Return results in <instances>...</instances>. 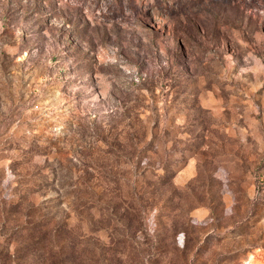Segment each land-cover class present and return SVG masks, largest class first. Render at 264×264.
<instances>
[{
  "label": "rangeland",
  "instance_id": "1",
  "mask_svg": "<svg viewBox=\"0 0 264 264\" xmlns=\"http://www.w3.org/2000/svg\"><path fill=\"white\" fill-rule=\"evenodd\" d=\"M0 264H264V0H0Z\"/></svg>",
  "mask_w": 264,
  "mask_h": 264
},
{
  "label": "trees",
  "instance_id": "2",
  "mask_svg": "<svg viewBox=\"0 0 264 264\" xmlns=\"http://www.w3.org/2000/svg\"><path fill=\"white\" fill-rule=\"evenodd\" d=\"M94 245V244H93Z\"/></svg>",
  "mask_w": 264,
  "mask_h": 264
}]
</instances>
